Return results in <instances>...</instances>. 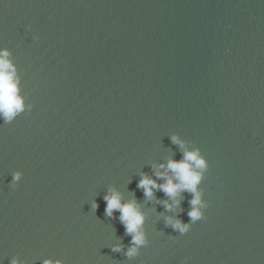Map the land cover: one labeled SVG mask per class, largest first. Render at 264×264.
<instances>
[{
	"label": "water",
	"instance_id": "obj_1",
	"mask_svg": "<svg viewBox=\"0 0 264 264\" xmlns=\"http://www.w3.org/2000/svg\"><path fill=\"white\" fill-rule=\"evenodd\" d=\"M5 47L32 107L0 120V264H264V0H0ZM173 134L209 163L184 234L192 194L137 187ZM109 188L146 213L136 257Z\"/></svg>",
	"mask_w": 264,
	"mask_h": 264
},
{
	"label": "clouds",
	"instance_id": "obj_2",
	"mask_svg": "<svg viewBox=\"0 0 264 264\" xmlns=\"http://www.w3.org/2000/svg\"><path fill=\"white\" fill-rule=\"evenodd\" d=\"M31 107L32 105L27 102L26 96L21 91V75L11 59L10 50L6 47L0 49V120L10 123ZM171 141L182 149L181 159L176 160L169 157L166 162H154L152 165L153 174H141L137 181V187L144 190L147 199L154 196L155 190L163 191L168 199L163 200L162 203L169 211L180 205L184 192L191 193L192 197L189 200L191 207L187 212L190 218L188 222L173 215L165 217L166 226L184 234L190 230L193 223L207 218L205 210L208 208L209 202L204 199V189L199 185L204 179L209 163L199 146H189L188 142L178 134H173ZM22 175L23 173L19 169L12 173L10 183L13 187L17 186ZM103 199L106 202V215L113 217L114 213L118 211L119 216L115 218H118L123 224L125 233L131 236L126 249L123 244L116 243L112 245V250L123 251L128 258L138 256L141 247L148 243V234L144 228L146 213L142 204L134 196L125 199L124 194L116 188H109ZM97 207V202L93 201L92 208ZM9 264H26V261L18 255H13ZM42 264H64V261L46 257Z\"/></svg>",
	"mask_w": 264,
	"mask_h": 264
}]
</instances>
